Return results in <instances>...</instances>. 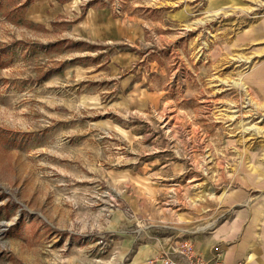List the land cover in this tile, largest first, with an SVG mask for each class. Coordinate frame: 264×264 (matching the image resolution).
<instances>
[{
	"label": "rangeland",
	"instance_id": "rangeland-1",
	"mask_svg": "<svg viewBox=\"0 0 264 264\" xmlns=\"http://www.w3.org/2000/svg\"><path fill=\"white\" fill-rule=\"evenodd\" d=\"M104 7L144 36H71ZM259 205L264 0H0V264H134Z\"/></svg>",
	"mask_w": 264,
	"mask_h": 264
},
{
	"label": "crops",
	"instance_id": "crops-1",
	"mask_svg": "<svg viewBox=\"0 0 264 264\" xmlns=\"http://www.w3.org/2000/svg\"><path fill=\"white\" fill-rule=\"evenodd\" d=\"M72 11H75L73 17L79 13L74 7ZM176 13L178 17L183 15L177 11ZM65 21L72 23L71 36L105 45H120L123 41L141 39L149 24V21L134 14L117 18L108 7L89 8L77 21ZM123 55L116 57L117 59L110 64V66L114 65L115 71L118 70L115 64L126 69L135 61V55L130 53L126 54L127 56ZM127 83L124 82V85ZM133 86L134 90L128 96L131 101L146 100L150 97L149 95H152L148 85L143 90L141 85H138V88L137 84ZM253 220L257 224L255 229L252 226ZM195 245L198 252L204 256H209L212 249L219 246L223 252V264H264V205L248 208L245 215L236 216L231 223L221 224L204 240L195 241ZM158 253L155 248L140 249L133 263L144 264L151 256L154 257Z\"/></svg>",
	"mask_w": 264,
	"mask_h": 264
},
{
	"label": "built area",
	"instance_id": "built-area-1",
	"mask_svg": "<svg viewBox=\"0 0 264 264\" xmlns=\"http://www.w3.org/2000/svg\"><path fill=\"white\" fill-rule=\"evenodd\" d=\"M147 264H223V252L219 246L204 256L191 239L174 241L161 246L160 252L147 260Z\"/></svg>",
	"mask_w": 264,
	"mask_h": 264
},
{
	"label": "bare ground",
	"instance_id": "bare-ground-1",
	"mask_svg": "<svg viewBox=\"0 0 264 264\" xmlns=\"http://www.w3.org/2000/svg\"><path fill=\"white\" fill-rule=\"evenodd\" d=\"M146 264H147V262H146Z\"/></svg>",
	"mask_w": 264,
	"mask_h": 264
}]
</instances>
